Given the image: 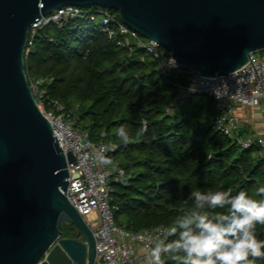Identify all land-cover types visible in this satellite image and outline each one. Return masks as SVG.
<instances>
[{"label": "trees", "instance_id": "trees-1", "mask_svg": "<svg viewBox=\"0 0 264 264\" xmlns=\"http://www.w3.org/2000/svg\"><path fill=\"white\" fill-rule=\"evenodd\" d=\"M98 8L86 5L61 25L45 24L24 55V68L28 78H46L48 98L76 108L75 126L86 130L94 143L118 144L114 159L129 178L114 183L116 223L134 230L170 226L190 206L196 189H246L264 200L258 192L264 184V158L256 146L241 148L215 130V100L195 92L172 103L190 69L170 67L164 72L144 47L118 43L116 23L104 26ZM107 9L119 18L117 10ZM164 52L170 53L166 48ZM122 123L132 135L127 142L115 134ZM145 124L147 131L138 134ZM63 231L78 236L72 223H63ZM257 233L264 238V224L257 225ZM256 264H264V257L256 258Z\"/></svg>", "mask_w": 264, "mask_h": 264}, {"label": "water", "instance_id": "water-1", "mask_svg": "<svg viewBox=\"0 0 264 264\" xmlns=\"http://www.w3.org/2000/svg\"><path fill=\"white\" fill-rule=\"evenodd\" d=\"M63 5L118 11L180 67L224 75L264 48V0H0V264H94L95 237L69 201L68 162L24 68L32 21ZM251 59V58H250ZM78 236H65L63 223Z\"/></svg>", "mask_w": 264, "mask_h": 264}, {"label": "built area", "instance_id": "built-area-1", "mask_svg": "<svg viewBox=\"0 0 264 264\" xmlns=\"http://www.w3.org/2000/svg\"><path fill=\"white\" fill-rule=\"evenodd\" d=\"M80 10L79 6L63 5L35 17L28 31L24 55L29 54L34 37L45 24L57 22L61 25L65 18L76 15ZM96 12L101 15L104 26L112 21L116 23L121 36L118 43L130 46L135 42L157 59L162 71L170 68L165 64H171L174 57L171 53L166 55L156 40L144 38L120 17L116 18L107 7H100ZM105 28L110 34L114 32ZM250 58L224 75H202L190 70L187 83L178 87L172 103L195 92L207 94L216 102L215 130L235 140L241 148L256 146L258 154L264 158V134L242 136V118L236 110L237 104L247 107L264 104V55L254 51ZM175 67L180 66L177 63ZM28 82L40 110L49 118L60 146L65 152L71 151L76 158L75 163L68 162L66 195L93 231L96 245L94 264H146V245L166 225L134 230L116 223L114 213L119 206L112 202L114 183H127L129 178L125 168L114 159L118 144L112 140L94 143L86 130L75 126L76 108H67L61 100L48 98L43 86L46 78L31 76ZM189 85L196 89L189 91ZM101 153L109 157L111 163L101 162Z\"/></svg>", "mask_w": 264, "mask_h": 264}, {"label": "clouds", "instance_id": "clouds-1", "mask_svg": "<svg viewBox=\"0 0 264 264\" xmlns=\"http://www.w3.org/2000/svg\"><path fill=\"white\" fill-rule=\"evenodd\" d=\"M165 65L175 67L177 61L174 58ZM195 89L188 86L189 91ZM145 131L146 124L138 134ZM115 134L124 142L132 139L124 123ZM99 158L111 163L103 153ZM258 192L264 193V184ZM190 199V206L146 245V264H167L168 260L182 264H256V258L264 257V238L257 233V225L264 224V200L246 189L233 192L223 188L196 189Z\"/></svg>", "mask_w": 264, "mask_h": 264}, {"label": "crops", "instance_id": "crops-1", "mask_svg": "<svg viewBox=\"0 0 264 264\" xmlns=\"http://www.w3.org/2000/svg\"><path fill=\"white\" fill-rule=\"evenodd\" d=\"M236 110L242 118L241 134L243 136L264 134V104L254 107L237 104Z\"/></svg>", "mask_w": 264, "mask_h": 264}, {"label": "rangeland", "instance_id": "rangeland-1", "mask_svg": "<svg viewBox=\"0 0 264 264\" xmlns=\"http://www.w3.org/2000/svg\"><path fill=\"white\" fill-rule=\"evenodd\" d=\"M90 6H92V5H90ZM144 37V36H143ZM144 38H146V37H144ZM134 41V40H133ZM133 43H135V42H133ZM163 49H164V47H163ZM256 52H258L259 54H261V55H264V48H262V49H259V50H257ZM242 135V134H241ZM243 136V135H242Z\"/></svg>", "mask_w": 264, "mask_h": 264}]
</instances>
